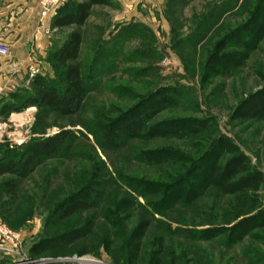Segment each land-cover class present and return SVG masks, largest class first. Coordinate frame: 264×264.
Listing matches in <instances>:
<instances>
[{
    "label": "rangeland",
    "instance_id": "rangeland-1",
    "mask_svg": "<svg viewBox=\"0 0 264 264\" xmlns=\"http://www.w3.org/2000/svg\"><path fill=\"white\" fill-rule=\"evenodd\" d=\"M38 8L37 29L54 44L81 33L78 63L88 93L74 116L32 107L0 117V157H15L31 139L69 132L66 148L20 180L14 198L0 193V221L19 236L17 245L0 242V264H264V229L241 241L231 231L264 209V119L231 118L242 99L264 86V32L240 35L251 50L239 66L218 76L206 68L214 45L253 14L264 25V0H110L94 6L82 27L60 30L42 27L39 0ZM228 48L239 50L234 42ZM47 58L40 73L57 75L59 83ZM29 82L9 93L29 90ZM159 88L168 90L170 103L143 134L116 150L103 145L102 126ZM235 152L247 156L262 182L223 195L207 174ZM86 185L100 194L96 206L61 219L59 204ZM142 220L150 225L134 251L129 235ZM85 224L88 237L46 245ZM159 243L162 253L153 256Z\"/></svg>",
    "mask_w": 264,
    "mask_h": 264
},
{
    "label": "trees",
    "instance_id": "trees-1",
    "mask_svg": "<svg viewBox=\"0 0 264 264\" xmlns=\"http://www.w3.org/2000/svg\"><path fill=\"white\" fill-rule=\"evenodd\" d=\"M73 8L69 9L70 2ZM110 0H66L56 15L52 17L51 26L57 30L75 26L82 27L94 6H108ZM259 14H253L251 19L240 28L231 31L225 38L217 42L207 61L206 68L209 75L218 76L223 72L239 66L251 50V41H242L240 35L260 37L264 32V25L260 24ZM234 42L239 50L228 47ZM82 46V35L79 31H71L59 44H52L48 51V61L54 73L58 74L60 82H56L57 75L50 78L37 74L29 82L28 89H18L0 98V117L12 113H20L28 108L40 111H50L62 117L74 116L79 113L88 89L83 81L82 70L78 60ZM170 103V96L166 88H159L140 99L129 110L112 119L101 128L102 143L107 148L116 150L128 141L140 136L148 123L159 111ZM233 120L261 121L264 119V86L250 93L234 108ZM175 122L167 124L173 125ZM176 125V123H175ZM176 127V126H175ZM171 131L172 129L169 128ZM156 129H151L150 136ZM164 133V132H162ZM69 132L61 131L55 135L31 139L28 144L19 149L12 158L0 157V178L11 176L13 179L0 182V193L14 198L18 190V183L30 175L42 162L55 157L67 145ZM219 144L222 141H218ZM209 182L217 187L223 195H241L252 191L262 182V174L254 170L247 156L235 152L222 166L211 165L208 172ZM100 194L92 186L86 185L72 195L66 197L58 206L57 212L61 219H67L78 213L88 211L96 206ZM149 221L142 220L129 235L131 249L136 251L138 242L144 237ZM264 229V209L247 215L237 221L231 231L236 232V239L241 241L256 230ZM91 233L89 224L69 230L50 238L48 247L60 248L88 237ZM133 241H135V244ZM162 245L156 244L153 256L161 255ZM154 260V258H153ZM153 264V263H152Z\"/></svg>",
    "mask_w": 264,
    "mask_h": 264
},
{
    "label": "crops",
    "instance_id": "crops-1",
    "mask_svg": "<svg viewBox=\"0 0 264 264\" xmlns=\"http://www.w3.org/2000/svg\"><path fill=\"white\" fill-rule=\"evenodd\" d=\"M0 45L9 48L7 57H0V98L11 92L15 85H24L32 77L30 72L44 76L41 63L45 59L55 38L38 28V0H0ZM52 18L42 22L50 27ZM55 29V28H54ZM5 46V45H4ZM15 73L9 74V70ZM14 74V76H13ZM28 75V76H27Z\"/></svg>",
    "mask_w": 264,
    "mask_h": 264
},
{
    "label": "built area",
    "instance_id": "built-area-1",
    "mask_svg": "<svg viewBox=\"0 0 264 264\" xmlns=\"http://www.w3.org/2000/svg\"><path fill=\"white\" fill-rule=\"evenodd\" d=\"M66 0H39L40 7V20L44 21L50 19L56 15L58 9L63 6ZM9 49L0 45V57H7L9 55ZM0 242L1 243H12L17 245L19 242L18 234L11 232L6 226L0 221Z\"/></svg>",
    "mask_w": 264,
    "mask_h": 264
}]
</instances>
